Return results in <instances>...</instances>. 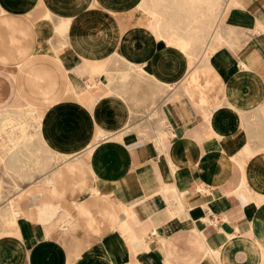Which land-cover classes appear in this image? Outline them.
Segmentation results:
<instances>
[{
    "label": "crops",
    "instance_id": "obj_1",
    "mask_svg": "<svg viewBox=\"0 0 264 264\" xmlns=\"http://www.w3.org/2000/svg\"><path fill=\"white\" fill-rule=\"evenodd\" d=\"M0 264H264V0H0Z\"/></svg>",
    "mask_w": 264,
    "mask_h": 264
}]
</instances>
